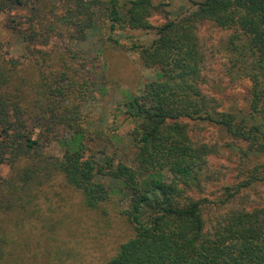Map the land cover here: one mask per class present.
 Listing matches in <instances>:
<instances>
[{
	"label": "trees",
	"instance_id": "16d2710c",
	"mask_svg": "<svg viewBox=\"0 0 264 264\" xmlns=\"http://www.w3.org/2000/svg\"><path fill=\"white\" fill-rule=\"evenodd\" d=\"M39 1L0 0V12L29 13L12 17L14 25L9 29L25 44L44 43L40 28L50 36L64 35L79 44L90 42L85 51L93 55L75 51L69 56L85 65L98 58V42L118 45L111 36L115 32L152 29L147 18L151 10L161 7L150 0H60L61 14L54 13L50 25L38 16L35 5ZM184 1L187 10L157 26L147 47L131 45L138 50L141 65L156 70L157 76L120 110L132 124L128 163L115 160L104 147L96 151L87 147L79 117L54 98L50 85L38 84L24 91V81L17 74L19 61L0 56V134L5 146L10 143L12 160L33 162L40 157L30 140L34 126L28 122L48 116L66 126L68 137L58 139L61 154L53 164L39 159L37 163L45 170L55 169L80 193L87 209L113 199L126 206L120 213L131 225L132 237L103 264H264V208L230 209L210 229H204L206 199L187 192H202V172L211 150L192 142L182 122L207 121L248 146L240 150L243 167L236 176L238 183L223 187L218 204L227 203L252 183L264 181V160L242 174L250 154L264 158V0ZM200 22L229 31L225 40L228 68L250 84L247 113L239 118L216 113L214 101L200 91L204 64L196 34ZM70 72L51 74L50 79L53 83L67 80V89L80 95L83 85L85 93L87 85L95 83L91 74ZM71 76L83 82L78 84ZM39 77L42 81L40 72ZM37 171V166L30 165L23 176L31 180Z\"/></svg>",
	"mask_w": 264,
	"mask_h": 264
},
{
	"label": "rangeland",
	"instance_id": "374dc122",
	"mask_svg": "<svg viewBox=\"0 0 264 264\" xmlns=\"http://www.w3.org/2000/svg\"><path fill=\"white\" fill-rule=\"evenodd\" d=\"M48 1L40 0L35 6L40 10L38 16L43 22L52 25L54 13L61 14L60 0ZM150 2L154 6L161 5L151 10L147 18L152 29L115 32L111 36L117 38L118 45L98 42L99 56L89 65L83 60H71L69 56L75 51L88 54L85 49L90 42L79 44L64 35L50 36L40 28V33L46 37L44 43H20L17 34L9 29L14 25L11 18L16 15L26 17L29 13L0 12V56L19 61L17 74L24 81L21 84L23 90L29 92L38 84L42 87L50 85L54 98L79 117L77 122L85 135L83 143L92 151L104 147L115 160L126 163L131 156L129 131L132 124L124 119L120 110L126 100L137 96L142 86L157 76L156 70L141 65L138 50L132 49L131 45L147 47L155 38L157 26L188 8L184 0ZM34 28L38 31L36 26ZM196 34L204 54L200 91L214 101L216 113H232L237 118L243 116L242 113H247L250 84L228 68L225 40L229 31L200 22ZM71 70L83 72L85 76L91 74L89 78L93 79L94 85H87L85 93L83 85L80 95L67 89V80L53 83L50 79L51 74L60 71L71 74ZM71 78L78 84L83 82L81 78ZM182 122L192 142L205 144L211 150L202 172V192L199 195L195 191L187 192L192 197L206 199L204 229H210L216 219L230 209H263L264 181L252 183L227 203L218 204L223 199V187L238 183L236 176L243 167L240 150H245L247 144L232 139L220 126L207 121ZM28 123L34 126L30 140L39 151L38 159L53 164L61 154L58 139L68 137L66 126L48 116H40ZM3 139L0 134V264H103L121 243L132 237V227L120 213L126 208L124 204L113 199L96 209H87L80 193L68 186L55 169L45 170L44 165L37 163L38 159L33 162L21 158L12 160L10 143L5 146ZM246 159L242 168L244 176L247 168L264 160L258 154H250ZM30 165L38 167L37 176L26 180L23 174Z\"/></svg>",
	"mask_w": 264,
	"mask_h": 264
}]
</instances>
